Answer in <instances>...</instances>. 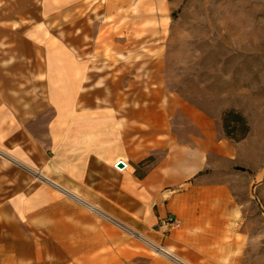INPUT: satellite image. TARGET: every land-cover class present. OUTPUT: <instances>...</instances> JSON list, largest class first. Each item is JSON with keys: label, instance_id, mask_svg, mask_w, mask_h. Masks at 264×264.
<instances>
[{"label": "crops", "instance_id": "crops-1", "mask_svg": "<svg viewBox=\"0 0 264 264\" xmlns=\"http://www.w3.org/2000/svg\"><path fill=\"white\" fill-rule=\"evenodd\" d=\"M82 1L0 0V222L22 231L51 214L59 239H107L112 226L162 242L184 264H232L235 148L189 104L178 107L194 130L174 128L170 104H142L139 88L136 98L134 73L125 94L126 73L104 66L123 45L103 40L101 17L97 36L83 38ZM90 79L99 83L84 87ZM167 214L181 226L159 228Z\"/></svg>", "mask_w": 264, "mask_h": 264}, {"label": "rangeland", "instance_id": "rangeland-1", "mask_svg": "<svg viewBox=\"0 0 264 264\" xmlns=\"http://www.w3.org/2000/svg\"><path fill=\"white\" fill-rule=\"evenodd\" d=\"M82 3L81 17L76 19L79 28L87 26L83 38L91 42L97 36L101 17L103 40L109 46L123 45L118 58L108 50L104 66L107 72L126 73L125 94L132 93L134 73L136 98L139 88L142 104H170L179 131L194 130L191 111L186 114L178 107L182 103L219 122L223 138L235 148L226 176L241 208L232 264H264V0ZM73 17H61L65 36ZM99 74L104 73L93 75ZM95 83L99 80H87L84 87ZM229 110L246 119L248 130L240 139L228 136L223 127L222 116ZM8 228L0 222V264H184L112 226L107 239L90 240L59 239L51 214L44 224L30 222L22 231Z\"/></svg>", "mask_w": 264, "mask_h": 264}, {"label": "trees", "instance_id": "trees-1", "mask_svg": "<svg viewBox=\"0 0 264 264\" xmlns=\"http://www.w3.org/2000/svg\"><path fill=\"white\" fill-rule=\"evenodd\" d=\"M222 122L227 135L234 139L244 137L248 130L245 117L235 110L226 111L222 116Z\"/></svg>", "mask_w": 264, "mask_h": 264}, {"label": "built area", "instance_id": "built-area-1", "mask_svg": "<svg viewBox=\"0 0 264 264\" xmlns=\"http://www.w3.org/2000/svg\"><path fill=\"white\" fill-rule=\"evenodd\" d=\"M115 166L119 167L117 163L115 164ZM157 226L166 230H172L179 228L181 226V222L176 216L172 214H167L159 219Z\"/></svg>", "mask_w": 264, "mask_h": 264}, {"label": "bare ground", "instance_id": "bare-ground-1", "mask_svg": "<svg viewBox=\"0 0 264 264\" xmlns=\"http://www.w3.org/2000/svg\"><path fill=\"white\" fill-rule=\"evenodd\" d=\"M151 249H153L156 252H160L164 255H172L170 251L162 246L157 245L152 240H149L147 238L140 237Z\"/></svg>", "mask_w": 264, "mask_h": 264}, {"label": "water", "instance_id": "water-1", "mask_svg": "<svg viewBox=\"0 0 264 264\" xmlns=\"http://www.w3.org/2000/svg\"><path fill=\"white\" fill-rule=\"evenodd\" d=\"M117 165L119 167H123V166H125V163H124V161L120 160V161L117 162ZM134 235L138 236L137 234H134Z\"/></svg>", "mask_w": 264, "mask_h": 264}]
</instances>
